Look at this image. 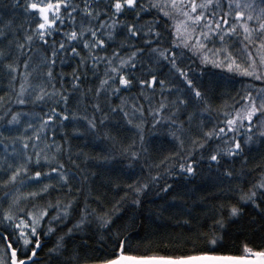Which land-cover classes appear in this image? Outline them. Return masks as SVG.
<instances>
[{"label": "snow or ice", "instance_id": "snow-or-ice-1", "mask_svg": "<svg viewBox=\"0 0 264 264\" xmlns=\"http://www.w3.org/2000/svg\"><path fill=\"white\" fill-rule=\"evenodd\" d=\"M209 69L247 82L225 98L204 79ZM0 72V264H264V247L223 251L226 229L246 209L253 224L264 221V166L247 169V151L264 145V0H0ZM133 89L138 95H122ZM113 114L135 129L131 143L101 133ZM149 117L174 141L159 164L148 163ZM86 134L111 144L103 163L143 160V177L101 184L109 199L88 171L91 158L71 151L70 136ZM237 162L239 170L225 167ZM203 163L212 181L205 195L160 183H191ZM153 191L175 193L160 218L179 209L167 217L178 231L165 240L139 235Z\"/></svg>", "mask_w": 264, "mask_h": 264}, {"label": "trees", "instance_id": "trees-1", "mask_svg": "<svg viewBox=\"0 0 264 264\" xmlns=\"http://www.w3.org/2000/svg\"><path fill=\"white\" fill-rule=\"evenodd\" d=\"M131 15V14H129ZM20 19H23L20 16ZM195 67V65H193ZM63 72L67 75L71 72L70 66H65ZM215 73V75H213ZM222 74L219 73V70L209 69L204 77L206 81H211L213 86L217 89V94L224 93L227 96H237V92L241 89V84L246 83L247 81H241L239 77L230 78L225 77L223 80L220 79ZM0 81H2V72H0ZM4 87V83L0 82V88ZM3 92H0L2 95ZM124 97H128L129 95H138V89H133L131 93L124 92L122 93ZM145 95H150V93L145 92ZM159 89H157L156 98L153 102V106H155V101L159 100ZM144 102V101H141ZM230 102V101H229ZM120 100L113 98L112 104H119ZM145 103V107L147 108V103ZM216 104H219L220 101H215ZM14 110L16 111H26L29 113L38 112L39 108L33 109L31 105L29 106H17L13 105ZM0 114H3V110L0 109ZM147 115V113H146ZM10 118V117H8ZM27 117H22V121L26 120ZM119 122V123H117ZM151 118L149 117V123L145 125V140L147 143V147L149 150V164H159L166 157H170L173 154L174 149V141L172 138L165 134V129L159 128L153 131L150 128ZM18 127H23L22 125ZM3 129V122H0V130ZM79 130L84 131L83 124L79 125ZM67 131L69 133L73 132V128L70 126ZM104 131H110L111 134L116 135L119 133V139L124 142L125 145L131 143L132 139L135 137V129L128 126L123 117L119 114H113L112 118L108 121L107 129L101 128V133ZM58 143H63L61 139V135L58 134L56 137ZM70 144L71 151L73 154L82 152L85 156L90 157L88 163L90 167L88 168L89 172L97 173L95 177V185L100 191H104L108 193V198L111 199L113 197V192L110 191L107 187L100 188L101 184H106L109 179L114 181L115 183H119L122 187L126 186L128 183H131L138 177H143L145 173L141 172V167L147 168V165H144L143 160L139 164L134 165L132 168H128L127 164L129 161L123 157H119L116 161H109L108 163H103L102 158L104 154L108 151H111V144L107 141H104L98 137H94L91 134H86L84 136H70ZM0 154H2V148H0ZM83 156L77 161L78 163H82ZM247 169H255L257 165L264 166V145L254 144L251 146V150L247 151ZM67 162V161H65ZM203 169V175L197 176L191 183L184 180L183 178H176V180L169 179L165 177L160 183H173L174 187H177L180 194L183 195L185 191V186L187 189H192L193 186H197L202 189L201 192L198 193L199 196L205 195L209 190H212V181L208 180V170L207 163H203L200 165ZM225 167H235L237 170L240 169V163L237 162L234 165H225ZM71 168V165H69ZM46 170V169H45ZM72 171H76L75 169H71ZM162 171V169H161ZM156 169H153V174H155ZM79 174V173H77ZM259 173L257 171H253L252 175L247 177L249 181L256 179ZM76 181H73V185L75 186ZM114 186V185H113ZM75 191V187L73 188ZM61 199H69V197H65L64 193L60 194ZM85 195H88V191L86 189ZM123 195V192L120 193ZM175 193H170L165 196V194L156 195L155 191L151 192L147 198H145V202L143 204L142 209L139 210V214L143 219V224L141 225L138 222L139 235L144 236L146 234H151L152 239L155 241L165 240L170 236H175L178 229L175 227V222L167 219L168 215H175L179 209H169V212L164 214V218L159 217V209L162 206H166V201H172ZM161 196H165V199H161ZM57 198V194L53 193L50 199L54 202ZM85 196L80 197L81 203L83 202ZM119 198V197H116ZM179 200V197H177ZM95 207V205H93ZM199 213L197 210V213ZM254 213L251 209H246L245 216L239 219L238 222L232 223L226 229L227 234L224 237L225 248L223 251L234 254L241 255L242 249L245 244L249 247L258 249L260 247H264V231L260 230L261 221L259 217H256L258 223L253 224ZM212 221H207L208 225H211ZM203 231H208V227H205ZM54 239V238H53ZM49 246H51V242H49ZM47 249H45V252Z\"/></svg>", "mask_w": 264, "mask_h": 264}]
</instances>
